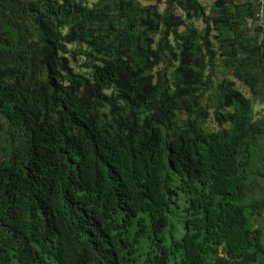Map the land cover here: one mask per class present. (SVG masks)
Wrapping results in <instances>:
<instances>
[{
	"label": "trees",
	"instance_id": "obj_1",
	"mask_svg": "<svg viewBox=\"0 0 264 264\" xmlns=\"http://www.w3.org/2000/svg\"><path fill=\"white\" fill-rule=\"evenodd\" d=\"M162 3L0 0V264H264L256 0Z\"/></svg>",
	"mask_w": 264,
	"mask_h": 264
},
{
	"label": "rangeland",
	"instance_id": "obj_2",
	"mask_svg": "<svg viewBox=\"0 0 264 264\" xmlns=\"http://www.w3.org/2000/svg\"><path fill=\"white\" fill-rule=\"evenodd\" d=\"M89 1H94V0H89ZM140 4L142 5H147V4H153V3H158L159 9L162 10L164 7V4L162 3L163 0H138ZM205 7L206 10L208 11L213 3V0H199ZM195 24L198 27H202V22L201 21H197L195 22ZM260 24L263 26L264 28V20H262L260 22ZM78 62H81V59L78 58ZM75 67L77 69H80L77 65H75ZM219 74L216 72L213 75V79H217L219 78ZM236 87L248 98L251 99L252 101V108H253V117L254 119H264V98L258 96V95H253L249 88L245 85H243L241 82L236 81L235 82ZM210 92V89L207 91ZM205 128L208 130H215L217 129V125L215 123V121L212 118V114H211V109H210V114L208 116V118L206 119L205 122ZM260 149L261 151L264 153V139L260 140ZM264 171V169H263ZM262 180H264V178H262ZM262 182V181H261ZM12 264H17L16 262H12Z\"/></svg>",
	"mask_w": 264,
	"mask_h": 264
},
{
	"label": "built area",
	"instance_id": "obj_3",
	"mask_svg": "<svg viewBox=\"0 0 264 264\" xmlns=\"http://www.w3.org/2000/svg\"><path fill=\"white\" fill-rule=\"evenodd\" d=\"M257 9L254 12V18L258 21L264 20V0H256Z\"/></svg>",
	"mask_w": 264,
	"mask_h": 264
},
{
	"label": "water",
	"instance_id": "obj_4",
	"mask_svg": "<svg viewBox=\"0 0 264 264\" xmlns=\"http://www.w3.org/2000/svg\"><path fill=\"white\" fill-rule=\"evenodd\" d=\"M262 29H263L262 25H256V26L254 27V31H255V32H260V31H262Z\"/></svg>",
	"mask_w": 264,
	"mask_h": 264
},
{
	"label": "crops",
	"instance_id": "obj_5",
	"mask_svg": "<svg viewBox=\"0 0 264 264\" xmlns=\"http://www.w3.org/2000/svg\"><path fill=\"white\" fill-rule=\"evenodd\" d=\"M243 0H240V2H242Z\"/></svg>",
	"mask_w": 264,
	"mask_h": 264
}]
</instances>
